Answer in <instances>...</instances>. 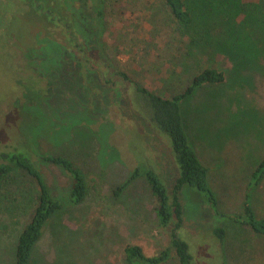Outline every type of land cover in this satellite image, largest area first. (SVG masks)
Segmentation results:
<instances>
[{
  "label": "rangeland",
  "instance_id": "1",
  "mask_svg": "<svg viewBox=\"0 0 264 264\" xmlns=\"http://www.w3.org/2000/svg\"><path fill=\"white\" fill-rule=\"evenodd\" d=\"M237 2V9L219 20L196 16L189 29L175 23L163 0H68L79 38L100 71L110 64L164 97L183 91L204 68L224 73L223 82L198 87L181 102L189 142L208 165L207 186L216 199L212 206L190 185L179 192L180 236L195 264H264V235L243 223L247 194L255 215L264 217V179H251L264 158V0ZM34 55L32 73L25 78L24 71L19 83L24 88L16 91L19 78L0 54V149L28 139L26 125L35 115L37 151L73 160L86 175L88 192L73 204L69 177L38 159L63 206L46 222L31 264H127L128 244L139 245L147 256L159 254L169 236L150 186L144 176L125 182L142 154L136 132L145 164L155 165L172 190L177 168L169 140L139 118L133 84L119 76L115 85L105 83L100 71L57 45L33 50ZM25 84L33 89L28 103L19 100ZM31 103H39L41 113L31 114ZM43 115L51 121L43 122ZM36 191L22 171L0 181V264H16L17 238L30 219ZM219 226L223 243L208 232ZM162 264H178L174 249Z\"/></svg>",
  "mask_w": 264,
  "mask_h": 264
},
{
  "label": "trees",
  "instance_id": "2",
  "mask_svg": "<svg viewBox=\"0 0 264 264\" xmlns=\"http://www.w3.org/2000/svg\"><path fill=\"white\" fill-rule=\"evenodd\" d=\"M163 3L175 23L189 29L194 25L196 16L201 17L203 13H206L209 20H219L223 13L226 11L233 12L238 7L237 0H163ZM188 37L192 39V36L188 35ZM51 44L57 45L64 51L73 50L83 60L81 61L82 64L100 71V68L98 69L92 64L86 45L79 38L68 0H0L1 63L7 69L15 71V76L19 78L16 80L15 87L24 88L23 83L19 84L23 78L22 74H25L24 71H26L25 78L30 76L27 74L32 73L31 64H34L38 59L35 55L33 56V50L40 49L42 51ZM36 56L39 54L36 53ZM109 72H111L110 76H108ZM100 75L105 83L115 85L117 82L115 78L119 76L123 82L133 84L132 101L139 118L146 120L153 129L169 140L177 168L174 184L170 190L172 192H170L155 165L152 163L145 164L143 140L140 134L134 132L133 139L137 136L138 144L140 143L139 145L142 147V154L137 155L138 164L125 184L139 177H145L157 201L156 211L159 223L161 227L167 229L169 245L159 254L147 256L139 245L128 244L124 248L126 263L162 264L168 259L170 250L174 249L178 264H195L187 241L180 236L184 225V216L179 192L184 185H190L203 191L212 206H215L216 199L214 193L207 186L208 169L200 161L189 142L183 122L181 102L190 97L198 87L223 82L224 73L215 68H204L193 76L183 91L171 97L158 95L148 88L134 83L128 79L124 72L111 70L110 64L105 65V69L100 71ZM34 76L36 75L34 74ZM25 85V89L20 91L23 100L21 97L19 100H25L28 103L30 99L28 91L33 93V89L27 90V84ZM20 87H17L16 91L22 89ZM38 105L40 104L36 103L31 106L32 108L29 106L30 109H33L31 114L33 112L41 113L37 108ZM25 108L28 107L25 106ZM34 118L35 115L31 116L26 125V134H29L28 139L17 144L14 142L15 144H9L0 149V181L18 170L28 176L37 190L30 219L17 238L16 264H31L34 247L42 236L46 222L63 206L62 202L52 195L46 179L36 163L38 159L44 164L60 168L69 177V185L71 186L69 196L73 204L81 203L88 192L86 175L73 160L64 155H50L39 147V151H37L36 137L38 135L34 137L33 132L40 125ZM48 120L51 121L50 118H43V122ZM263 177L264 158L251 173V179L255 182H259ZM243 223L252 232L264 235V217L255 215L249 194L245 195ZM211 231L218 242L223 243L224 229L219 226L208 232L211 233Z\"/></svg>",
  "mask_w": 264,
  "mask_h": 264
},
{
  "label": "crops",
  "instance_id": "3",
  "mask_svg": "<svg viewBox=\"0 0 264 264\" xmlns=\"http://www.w3.org/2000/svg\"><path fill=\"white\" fill-rule=\"evenodd\" d=\"M200 161H201L203 164L205 163V162L203 161V159H200ZM205 164H206V163H205ZM205 164H204V165H205ZM205 166H206L207 169H208V165L206 164ZM208 173H209V169H208ZM208 173H207V174H208ZM263 179H264V177H263Z\"/></svg>",
  "mask_w": 264,
  "mask_h": 264
}]
</instances>
